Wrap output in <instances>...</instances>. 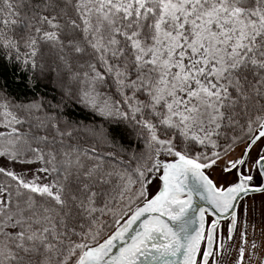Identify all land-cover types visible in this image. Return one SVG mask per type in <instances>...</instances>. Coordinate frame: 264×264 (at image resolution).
I'll return each mask as SVG.
<instances>
[{
  "label": "snow or ice",
  "instance_id": "obj_1",
  "mask_svg": "<svg viewBox=\"0 0 264 264\" xmlns=\"http://www.w3.org/2000/svg\"><path fill=\"white\" fill-rule=\"evenodd\" d=\"M256 194L264 0H0V264H264Z\"/></svg>",
  "mask_w": 264,
  "mask_h": 264
},
{
  "label": "flooded vegetation",
  "instance_id": "obj_2",
  "mask_svg": "<svg viewBox=\"0 0 264 264\" xmlns=\"http://www.w3.org/2000/svg\"><path fill=\"white\" fill-rule=\"evenodd\" d=\"M261 198L262 197L258 194L246 198L247 204L249 206V211L246 215L243 213L242 210L240 212V221L235 234V241L237 244L239 243V233L242 227L245 225V222H247V230L249 234L248 239L249 241H251L253 239V236H255L256 241L260 245L257 250L258 254L260 258H264V231H261V229H264V219L261 218V214L259 211V202ZM242 208L243 205H241V209ZM223 223L226 225L227 221H224ZM253 224L256 225L255 231L253 229ZM250 264H259V261H251Z\"/></svg>",
  "mask_w": 264,
  "mask_h": 264
},
{
  "label": "water",
  "instance_id": "obj_3",
  "mask_svg": "<svg viewBox=\"0 0 264 264\" xmlns=\"http://www.w3.org/2000/svg\"><path fill=\"white\" fill-rule=\"evenodd\" d=\"M197 203H199V201H197Z\"/></svg>",
  "mask_w": 264,
  "mask_h": 264
},
{
  "label": "trees",
  "instance_id": "obj_4",
  "mask_svg": "<svg viewBox=\"0 0 264 264\" xmlns=\"http://www.w3.org/2000/svg\"><path fill=\"white\" fill-rule=\"evenodd\" d=\"M11 82V81H10ZM42 91H43V89H42Z\"/></svg>",
  "mask_w": 264,
  "mask_h": 264
}]
</instances>
